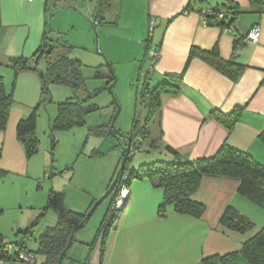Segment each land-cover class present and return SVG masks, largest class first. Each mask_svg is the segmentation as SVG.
<instances>
[{
  "label": "crops",
  "instance_id": "0c3cea01",
  "mask_svg": "<svg viewBox=\"0 0 264 264\" xmlns=\"http://www.w3.org/2000/svg\"><path fill=\"white\" fill-rule=\"evenodd\" d=\"M55 1L0 0V65L4 66L5 76L0 74L6 90L14 96L7 128L0 130V169L22 182L36 180L38 171L17 137V125L39 104L42 81L37 72L24 70L12 88L14 71L8 63L12 57L36 54L47 29V4L51 6ZM223 1L147 0L148 17L161 30L157 40L160 46L155 47L159 57L152 61L153 73L160 81L167 75H181L193 46L205 50L218 46L222 58L228 60L236 54L246 65L240 78L233 81L202 59H192L178 85L180 93L161 96L163 134L158 135L159 142L179 154L159 148L163 160L212 157L224 143H229L264 164V14L254 13L250 0H231L245 12L239 15L233 30L225 32L206 24L200 13ZM254 26L260 30L257 42L246 38ZM242 38L236 50V41ZM239 107L243 113L232 131L211 115L213 110L230 114ZM139 161V166L147 163L145 159ZM3 182L4 179L0 182V212L7 196ZM239 186L240 181L234 178L204 176L192 196L206 206L201 218L178 214L172 206L165 217H160L163 188L154 186L147 178L134 180L124 188L128 190L125 206L107 236L102 264H200L204 258L239 250L244 241L264 227V209L241 196ZM229 206L253 220L255 228L237 233L221 227L220 219ZM99 250L97 246L92 252L93 264L99 260ZM231 264L249 263L239 257Z\"/></svg>",
  "mask_w": 264,
  "mask_h": 264
},
{
  "label": "rangeland",
  "instance_id": "374dc122",
  "mask_svg": "<svg viewBox=\"0 0 264 264\" xmlns=\"http://www.w3.org/2000/svg\"><path fill=\"white\" fill-rule=\"evenodd\" d=\"M55 2L47 28L52 39L72 46L69 55L81 62L80 74L86 88L78 96L85 99L88 94L96 93L90 102L99 110L89 114L82 125L52 131L50 125L58 114V104L73 97L74 92L68 85L50 84L47 101L38 108L39 152L31 158L38 171L36 180L27 177L22 182L8 172L2 177L0 182L4 179L7 196L0 212V233L15 253V244L22 241L23 232L33 227V235L25 243L29 250L35 251L39 235L46 227L56 224L62 210L84 213L91 206L92 215L75 231V241L63 261V264H80L90 254L88 244L94 241L113 201L115 191L109 188L129 147L127 138L134 136V121L139 144L135 149L137 158H132L129 168H138L142 159L147 163L163 160L152 144L154 139L158 142V118L148 120L146 98L142 97L145 87L153 88L159 82L153 72L149 73L153 61L149 52L158 44L161 30L148 17L147 0H114L103 8L107 23L96 26L99 0ZM150 36L148 50L145 40ZM50 44L53 48L57 45L52 40ZM63 50V46L57 45L52 54H44L36 64L38 70H46L48 56L54 58ZM3 69L0 65L2 74ZM98 70L105 79L97 77ZM112 74L115 82L107 86V78ZM99 126L104 131L102 134L90 132L91 127ZM146 129L152 131L151 137L143 135ZM51 189L55 192V202L46 209ZM124 206L117 211H122ZM8 264L25 263L8 261ZM31 264H43V257L37 255Z\"/></svg>",
  "mask_w": 264,
  "mask_h": 264
},
{
  "label": "trees",
  "instance_id": "16d2710c",
  "mask_svg": "<svg viewBox=\"0 0 264 264\" xmlns=\"http://www.w3.org/2000/svg\"><path fill=\"white\" fill-rule=\"evenodd\" d=\"M112 2L113 0H99V7L95 13V26L97 24L107 23L103 17V8L106 5H111ZM250 3L251 6H253L252 11L254 13L258 15L264 14V0H250ZM55 6L56 3L53 6H49L47 4V26L49 25V19L52 16ZM189 8L190 7L188 6L187 9ZM244 12L245 11L239 4L231 0H224L218 6L205 9V12L204 10H200L201 15L205 18L204 20L206 21V24L218 26L221 29H232L239 15ZM220 13L224 14L223 17H219ZM1 28L2 22L0 13V33ZM151 37L152 36L145 40L146 48L148 50L150 48L149 45L151 44ZM243 39L244 38L236 41V50L240 46ZM51 40L57 45L63 46L64 50L54 58L49 55L46 70H38L36 65L38 62L35 61V58L41 50L48 48ZM57 45H54V48ZM156 46L159 48L160 43ZM71 49L72 46L68 42H61L59 39H52L50 30L47 28L43 35V43L34 56H19L9 59L8 66H10L14 71L12 88L15 86L16 77L24 70L37 72L42 81L41 100L39 104L33 108L29 116L21 119L17 125V137L23 144L28 159H31L39 152L40 140L36 134L38 125V108L41 103L47 101V95L50 93V84L58 83L68 85L74 92L73 97L58 104V114L50 125L52 131L64 130L75 125H82L86 122V117L89 114L99 110V107L96 104L90 102L91 98L96 93L88 94V98L85 99H80L78 96L79 92L84 91L86 88L80 74L81 62L70 57L69 54ZM196 57L207 62L215 69L231 78L233 81H237L246 68V65L238 60L236 54L228 60L222 58L218 46L212 50H205L193 46L190 50L185 68L180 76L167 75L163 78V80H159L153 88L150 86L145 87L142 93V97L146 98L148 120L152 121V119L158 118V135L163 134L160 129L162 107L161 96L163 94L176 95L180 93L178 85L181 81H183L184 74L187 71L190 62ZM153 65L150 68L149 73L153 72ZM76 71H78V74H76ZM77 75L78 78H76ZM97 77L105 79V77L101 76L99 70L97 71ZM107 79L108 81L106 85L111 86L115 82L116 78L112 74V76ZM13 105V93L6 90L4 77L0 75L1 131L6 130L7 128L9 115ZM242 113L243 108L239 107L230 114L213 110L211 115L229 131H232L236 124L240 121ZM136 129L137 122L134 121V136L132 135L127 138L129 147L125 150L121 166L119 170H117L116 177L119 174V179L113 188H111V186L109 188L110 191H115L113 201L104 216L94 241L88 244L90 247V254L87 256L85 261L80 264H93L91 260L92 252L97 243H99L98 247L100 248V253L99 260L96 264H102L107 236L119 215V212L116 209H113L115 198L123 186L130 185L134 180H143L147 178L154 186L163 188V200L158 207V215L160 217H165L168 207L172 206L174 211L178 214L201 218L206 211V206L203 203L193 200L192 196L200 187L203 177L207 175L222 176L239 180V194L264 209V164L257 161L250 153L234 147L229 143H224L218 152L212 157L199 158L196 160L183 158L177 162L154 160L153 162L143 163L138 168L131 169L129 168V162L134 157L135 149L138 148L137 145L139 144L135 138L137 135L135 134ZM90 132L102 134L104 131L102 127L99 126L95 128L91 127ZM151 134L152 131L147 129L143 133L145 137H151ZM262 137L264 138V134ZM154 140L152 141V144L155 148H163L165 152L179 155L172 147L168 145H160L159 137L158 142ZM1 155L2 149L0 148V157ZM6 174L7 171L0 169V180ZM111 185H113V182ZM54 202L55 192L51 189L48 195V204L45 208L47 209ZM90 212L92 215L93 209L91 206L84 213L73 210H62L58 215L56 224L46 227V229L39 235L37 239L38 247L35 251L29 250L25 243V239L28 240L32 237L34 231L33 227L27 228L23 232L24 237L22 241L15 244V246H17L15 253L8 251L5 246L1 245V242L5 239V237L0 235L1 255L8 261L17 262V256H19L21 252H27L36 256H42L43 264H58L59 257L68 247L70 239L73 238V242L75 241L74 233L77 230V227H79L82 223L85 225L89 220L91 216H89ZM220 225L227 230L237 233H247L255 228L253 220L233 206H229L226 209L220 219ZM239 257L247 260L249 264H264V227L257 230L253 236L244 241L239 250L225 255H213L204 258L200 264H231ZM65 258H67V253L65 254L64 259Z\"/></svg>",
  "mask_w": 264,
  "mask_h": 264
},
{
  "label": "built area",
  "instance_id": "2783aa9c",
  "mask_svg": "<svg viewBox=\"0 0 264 264\" xmlns=\"http://www.w3.org/2000/svg\"><path fill=\"white\" fill-rule=\"evenodd\" d=\"M204 12H205V10H204ZM223 15H224L223 13H220L219 17H223ZM204 19L205 18H203V20ZM204 22L206 23L205 20H204ZM223 30L225 32L232 31V29H228V28H225ZM259 36H260L259 26H254L251 29V31L249 32L247 39L249 41L257 42L259 40ZM149 55L153 58V62H156L158 57H159V51L156 48H152V50L149 52ZM127 194H128V190L127 189L124 190V187L121 188L119 194L115 198L113 209L120 210L125 205V200H126ZM1 245L5 246L7 248V250L10 251L11 245L7 242L6 239H4L1 242ZM36 258H37V256L32 254V253L21 252L19 254V256H17L16 261H22L25 264H31V263L36 261ZM0 264H8V260L6 258L2 257L1 252H0Z\"/></svg>",
  "mask_w": 264,
  "mask_h": 264
},
{
  "label": "water",
  "instance_id": "95a60500",
  "mask_svg": "<svg viewBox=\"0 0 264 264\" xmlns=\"http://www.w3.org/2000/svg\"><path fill=\"white\" fill-rule=\"evenodd\" d=\"M52 50H53V47H52L51 44H49L48 48H46V49H44V50H41V51L37 54V56H36V58H35V61H36V62H39V60L41 59V57H42L44 54H50V53L52 52ZM76 74H78V71H76ZM76 78H78V75H77ZM118 179H119V174L117 175L116 179L114 180L113 185L111 186V188H113V187L115 186V184L117 183ZM90 215H91V212L89 213V216H90ZM83 226H84V223H82L79 227H77V229H79V228H81V227H83ZM72 242H73V238L70 239V242H69L68 247H67V248L61 253V255H60V257H59V260H58V264H63L65 254L67 253L68 248L71 246Z\"/></svg>",
  "mask_w": 264,
  "mask_h": 264
}]
</instances>
